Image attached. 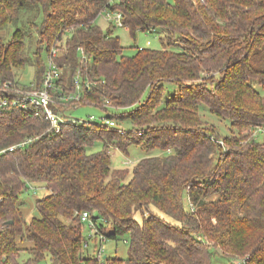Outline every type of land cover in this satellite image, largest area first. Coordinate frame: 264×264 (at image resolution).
Wrapping results in <instances>:
<instances>
[{
    "label": "trees",
    "instance_id": "trees-1",
    "mask_svg": "<svg viewBox=\"0 0 264 264\" xmlns=\"http://www.w3.org/2000/svg\"><path fill=\"white\" fill-rule=\"evenodd\" d=\"M112 2L0 0V29L15 26L0 36V81L39 88L54 48L59 90L76 93L78 77L82 86L79 102L56 110L113 108L106 117L118 126L66 115L56 133L43 113L0 112V264H19L23 242L33 245L25 264H215L219 249L239 264H264V142L252 136L264 130V95L254 86L264 88V0ZM106 8L123 13L133 36L163 33L162 47L125 53L116 25L96 23ZM29 66L34 80L16 82L15 70ZM204 107L231 135L204 126ZM132 144L166 154L141 159L126 182L110 148L127 153ZM33 184L48 193L27 221L20 196ZM85 211L106 240L129 236L126 259L85 254Z\"/></svg>",
    "mask_w": 264,
    "mask_h": 264
},
{
    "label": "rangeland",
    "instance_id": "rangeland-1",
    "mask_svg": "<svg viewBox=\"0 0 264 264\" xmlns=\"http://www.w3.org/2000/svg\"><path fill=\"white\" fill-rule=\"evenodd\" d=\"M103 12V11H102ZM97 16L96 23L101 27L103 31H107V28L110 26V24H115L113 20H107L104 15H101V13ZM33 17V16H32ZM31 19V20H30ZM22 20V19H21ZM20 20V21H21ZM23 24L25 25L27 21L33 22V18L31 17H25L23 19ZM22 24V25H23ZM115 26V25H114ZM15 26L12 24L7 25L6 27L0 29V36L9 39L13 33V29ZM30 30V25L27 27ZM114 34L119 36L121 45L125 48V53L132 55L136 52L137 48H151V49H160L162 47L160 37L163 36V33L160 32H150V31H138L136 32L135 36H133L127 28L113 27ZM160 33V34H159ZM39 36L36 35V39L33 42L34 48H36L37 40ZM171 48V47H170ZM180 49L179 47H177ZM43 60L47 61V53L43 52ZM35 69L33 66H29L26 68H18L15 70V78L16 82H19L24 85L30 84L35 77ZM211 76H215L216 78H219L218 73L209 74L205 76L206 79L212 78ZM255 88L260 91L264 95V88H262L258 84H254ZM174 93V91H171ZM117 110L113 108H109L107 111L103 110L102 108L92 105V104H83L80 106H76L75 108L69 109L66 112V115L74 118L79 119L81 121H91L90 116H94L96 123L102 124L104 118L107 116L108 113L115 114ZM201 118L206 123L205 127H210L211 125L214 126V131L216 133H220L221 135H231V125L228 121L220 120L216 116L210 114L207 109L201 110ZM117 124V122H116ZM131 127V125H128L126 123L120 124V128L122 129L123 134L127 133L125 129H128ZM213 129V128H212ZM261 130V131H259ZM234 132V131H233ZM141 131L136 135L133 134V136H140ZM122 134V133H121ZM126 135V134H125ZM252 136H254L258 141L264 142V130L263 128H256L252 132ZM221 144L226 147V144L224 143V140L221 139ZM102 143H97L96 146L93 148V151H99L102 149ZM110 154H111V168L113 169H126V171H129V174L126 178V182H128L132 177L133 168L135 165L143 158L149 157V156H163L166 154V152L161 151L159 149H153L151 151L146 150V148H143L142 146L132 144L128 147V152L124 153L121 150L111 147L110 148ZM47 190H45L40 185H30L29 188L21 194L20 200L21 203V209L23 212V215L25 219L28 221L32 217H38L39 211L36 208V201L39 198L44 197L47 194ZM140 219V218H139ZM83 230V236L87 239V247H84V250L86 251L85 254L87 255H96L98 249L100 248L101 244L104 247V250L101 254V257L108 256L109 258L118 257L122 259H126L128 257V235H124L117 240L113 239H107L100 242V238L93 236L92 238H89V235H91V230L88 223H83L82 226ZM210 243V242H208ZM32 243L29 242H23L21 243V247L24 249V251L21 253L19 257V264H25V262L30 257V248L32 247ZM219 249V248H218ZM217 262L215 264H231V263H242L243 258H237V257H230L227 256L226 253H224L221 249L217 250ZM232 258V259H229ZM231 260V261H230ZM39 264H50L48 261H43Z\"/></svg>",
    "mask_w": 264,
    "mask_h": 264
},
{
    "label": "built area",
    "instance_id": "built-area-1",
    "mask_svg": "<svg viewBox=\"0 0 264 264\" xmlns=\"http://www.w3.org/2000/svg\"><path fill=\"white\" fill-rule=\"evenodd\" d=\"M112 4H115V1L118 0H112ZM107 20H113L115 25L118 27H123V13L118 10H112L110 8H106L101 15H104ZM56 55V50L52 48L50 52V56L48 58L49 62V68L45 73V77L43 79V82L39 88L36 89H22L20 87L15 86L11 82H2L0 81V112L18 107L23 110H34L36 115H40L43 113L46 117V119L50 123L49 131H55L56 133L60 131L61 124L65 122L66 120V114L64 111L58 112L56 108L58 106H66L70 103H77L81 100V82L80 78L78 77L76 80V86H77V92L76 93H70L67 94L66 92L59 90V77L60 73L57 71L56 66L53 62V57ZM87 87L89 85L87 84ZM58 94H54L56 91ZM90 120H95L94 116H90ZM95 122V121H94ZM110 127H118L116 124V121L111 118L105 117L103 120V123ZM31 141H33V138H26L24 141L12 145L8 147L7 149L3 150V152L7 150H14L18 147H24L26 144H29ZM82 223H88L91 235H89V238H92L95 236V238L99 237L100 242L106 240V237L101 233L96 223L91 219V214L87 211L82 212L80 216ZM85 246L87 247V241L85 242ZM104 250V247L100 246V248L97 251V256L100 258L101 254Z\"/></svg>",
    "mask_w": 264,
    "mask_h": 264
},
{
    "label": "water",
    "instance_id": "water-1",
    "mask_svg": "<svg viewBox=\"0 0 264 264\" xmlns=\"http://www.w3.org/2000/svg\"><path fill=\"white\" fill-rule=\"evenodd\" d=\"M11 223H12V221L8 222L7 224H11Z\"/></svg>",
    "mask_w": 264,
    "mask_h": 264
}]
</instances>
